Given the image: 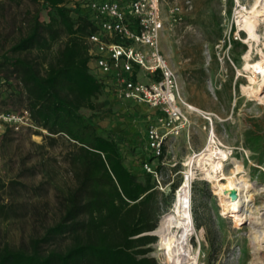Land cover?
<instances>
[{"label": "rangeland", "instance_id": "374dc122", "mask_svg": "<svg viewBox=\"0 0 264 264\" xmlns=\"http://www.w3.org/2000/svg\"><path fill=\"white\" fill-rule=\"evenodd\" d=\"M255 2L257 7L264 4L262 0H161L162 16L167 22L160 50L176 75L183 101L207 114L212 122L188 109V129L168 141L163 160L151 161L153 168L159 165L160 172L158 218L161 221L171 210L176 190L172 198L170 190L180 186L191 169L187 160L204 149L212 131L217 145L231 152V161L224 164L225 174L229 175L232 164L238 162L244 178L254 184L244 192L250 200L241 211L224 215L212 185L201 180L198 170L193 169L191 210L200 228L195 227L189 241L198 253L197 264H254L255 260L264 264V194L260 192L264 188V84L252 94L247 74L241 70L247 52L251 63L259 61L260 52H264V16L252 11ZM175 6L180 10L178 21L171 23L169 10ZM28 8L25 2L20 6L0 5V56L20 37L22 16ZM242 14L254 25L255 43L240 30ZM48 16L46 10L42 11L41 20ZM60 46L55 45L53 52ZM121 103L114 100L111 107L108 95L100 97L96 105L101 110L94 122L104 130L125 129L130 134L134 129L143 131L150 111L131 107L127 111L133 117L127 120ZM8 104L7 108L20 109L18 104ZM44 136L46 133L40 130H31L4 139L0 180L3 184L18 181L24 185L18 199L26 204L27 213L24 218L0 223V241L19 244L30 236H41L58 218L57 196L73 185L66 163L70 146L62 139L50 145ZM154 237L157 240L150 256L162 264L157 234Z\"/></svg>", "mask_w": 264, "mask_h": 264}, {"label": "trees", "instance_id": "16d2710c", "mask_svg": "<svg viewBox=\"0 0 264 264\" xmlns=\"http://www.w3.org/2000/svg\"><path fill=\"white\" fill-rule=\"evenodd\" d=\"M87 1L0 0V5L29 6L20 37L0 56V106L10 109V102L27 109L34 126L46 132V142L62 139L70 146L66 163L73 181L57 196L58 218L41 236L19 244L0 241V264H157L150 256L157 239L149 233L160 223V195L142 167L152 161L146 122L143 131L131 134L94 122L101 110L96 101L108 95L112 107L114 100L88 70L84 39L95 26L88 13H81ZM45 10L49 16L42 21ZM121 105L127 120L133 117L127 109L139 108ZM21 187L18 181L0 180V223L26 216V204L18 199ZM193 221L200 228L194 216Z\"/></svg>", "mask_w": 264, "mask_h": 264}, {"label": "built area", "instance_id": "2783aa9c", "mask_svg": "<svg viewBox=\"0 0 264 264\" xmlns=\"http://www.w3.org/2000/svg\"><path fill=\"white\" fill-rule=\"evenodd\" d=\"M82 4L81 13H88L95 26L84 39L90 74L113 100L150 111L146 114L150 116L146 148L152 160H163L168 141L188 129L190 121L189 106L181 98L176 75L160 50L167 22L161 0H90ZM179 11L177 6L169 10L171 23L178 21ZM31 130L46 133L34 126L27 109L0 106V166L4 139ZM142 167L157 186L161 185L160 172L151 162H144Z\"/></svg>", "mask_w": 264, "mask_h": 264}, {"label": "bare ground", "instance_id": "6f19581e", "mask_svg": "<svg viewBox=\"0 0 264 264\" xmlns=\"http://www.w3.org/2000/svg\"><path fill=\"white\" fill-rule=\"evenodd\" d=\"M257 5L258 2H255L251 6L252 11L254 10L255 14L259 17L264 16V4H261V7H257ZM248 11L246 12L248 13ZM239 18L243 19L244 14ZM241 19H239L238 23ZM245 19L246 18H244L243 21L244 23L241 22L243 24L239 23L240 30L245 32L249 42L255 43L257 40L253 32L254 25L249 21H245ZM262 53L260 52L261 59L259 58V61L251 63L248 60L250 58L249 52H247L241 67L242 72L247 74L249 85H252V88H248V90H251L252 94L257 90L260 91L261 85L264 84V54ZM254 87L256 89H254ZM188 106L189 110L200 114L207 121L212 122L211 118L207 117V114L194 106ZM228 161H231V152L217 145L213 131L207 135L204 149L200 153H196L194 156L189 157L187 160L186 165L191 167V169L189 168L190 171L185 175L182 183L176 189L175 201L171 210L164 215L157 230L154 231L158 236L157 246L160 248L158 253L161 257L162 264H197L198 253L189 241L195 231L191 210V184L195 178L193 172L194 168L198 170L200 179L210 183L214 188L215 194L221 199L223 206L222 213L224 215L239 213L247 199L250 200L247 195L244 196V192L253 188L254 184L244 178V175H242V167L238 162L232 164V171H229L230 174L226 175L224 164ZM260 192L264 194V188H262ZM243 198L244 201L242 200ZM256 239L259 240L258 238ZM254 264H258V262L255 260Z\"/></svg>", "mask_w": 264, "mask_h": 264}, {"label": "water", "instance_id": "95a60500", "mask_svg": "<svg viewBox=\"0 0 264 264\" xmlns=\"http://www.w3.org/2000/svg\"><path fill=\"white\" fill-rule=\"evenodd\" d=\"M149 235L155 236V233H154V231H153V232H151V233H149Z\"/></svg>", "mask_w": 264, "mask_h": 264}]
</instances>
